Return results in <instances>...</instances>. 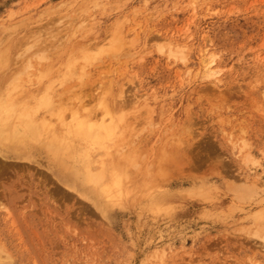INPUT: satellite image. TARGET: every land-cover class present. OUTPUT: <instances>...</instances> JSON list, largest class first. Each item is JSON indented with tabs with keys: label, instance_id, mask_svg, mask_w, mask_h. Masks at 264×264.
Masks as SVG:
<instances>
[{
	"label": "rangeland",
	"instance_id": "rangeland-1",
	"mask_svg": "<svg viewBox=\"0 0 264 264\" xmlns=\"http://www.w3.org/2000/svg\"><path fill=\"white\" fill-rule=\"evenodd\" d=\"M24 122L0 264H264V0H0V138Z\"/></svg>",
	"mask_w": 264,
	"mask_h": 264
},
{
	"label": "bare ground",
	"instance_id": "bare-ground-1",
	"mask_svg": "<svg viewBox=\"0 0 264 264\" xmlns=\"http://www.w3.org/2000/svg\"><path fill=\"white\" fill-rule=\"evenodd\" d=\"M211 57V56H210ZM209 58V57H208ZM203 64L205 66V71L207 76L210 75V77L212 78V75L218 73L217 71L213 70V68L211 67L212 63H213V59L211 57L210 60H208ZM205 59V60H206ZM204 71V72H205ZM205 75V73H204ZM205 75V77H206ZM209 77V76H208ZM215 78V77H213ZM78 119H75L74 121L69 122L68 124L65 125V129H66V133L64 134L65 138H57V140L55 141V143H53V147L48 148V153L49 155H51V163H53L55 165V162L58 163V161L60 162L59 165H61V163H63L62 160V149L64 146H66V151L72 148V145L68 142L67 144H65L64 146H62L64 143H66V138H81V137H85L88 132L92 131L93 127L87 125V123L85 122H78ZM78 122L76 125L75 123ZM38 127V126H37ZM40 127V126H39ZM112 130V126H103L101 127V132L103 133H110V131ZM27 131L32 132L33 131V127L28 124V122H24V125L20 128V129H16L12 132V135L9 137H5V138H0V155L2 157H15L18 158L21 155H26L27 152L26 151H21L19 148H21L18 145V140L21 139V137H23V135H25L27 133ZM88 131V132H87ZM112 133V132H111ZM63 140V141H62ZM68 141V140H67ZM29 156V155H28ZM27 156V157H28ZM50 158V157H49ZM70 165V164H69ZM58 166V165H57ZM56 166V167H57ZM62 166V165H61ZM55 167V166H54ZM53 167V168H54ZM63 167V166H62ZM89 167V166H88ZM60 170V169H58ZM86 170V169H85ZM62 171V170H61ZM93 171V170H92ZM60 172V171H59ZM97 173V172H96ZM70 174V173H69ZM68 174V175H69ZM86 174V173H85ZM95 174V173H94ZM93 175V174H92ZM91 175V176H92ZM96 176V174H95ZM60 177V176H59ZM64 177V176H63ZM102 177V176H101ZM62 180V179H61ZM68 181V180H67ZM91 181V180H90ZM76 182V181H75ZM85 182V181H84ZM94 182V180H93ZM96 185V184H95ZM114 187V186H113ZM111 190V189H110ZM119 190V189H118ZM117 190V191H118ZM91 194V193H90ZM106 196V193H104ZM120 195V194H119ZM112 196V194H111ZM114 197V196H113ZM111 198V197H110ZM119 198V197H118ZM112 199V198H111ZM105 203V202H104ZM261 237V236H260ZM263 238V237H262ZM264 239V238H263ZM262 239V240H263ZM264 241V240H263Z\"/></svg>",
	"mask_w": 264,
	"mask_h": 264
}]
</instances>
